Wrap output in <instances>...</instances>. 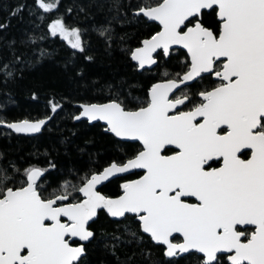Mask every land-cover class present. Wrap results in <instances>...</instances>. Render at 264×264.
<instances>
[{
  "label": "snow or ice",
  "instance_id": "snow-or-ice-1",
  "mask_svg": "<svg viewBox=\"0 0 264 264\" xmlns=\"http://www.w3.org/2000/svg\"><path fill=\"white\" fill-rule=\"evenodd\" d=\"M35 4L44 12L57 7L45 0ZM24 7L18 4L10 16ZM113 7L119 10V0ZM205 16H213V23L206 24ZM141 18L158 22L160 30L131 51V60L143 69L157 63L158 49L171 59L173 46H179L186 50L182 71L152 84L136 104L109 85L103 102L79 103L71 117L93 127L103 122L105 134L140 147L102 169L69 167L51 192L48 181L38 183L49 169L21 170L0 152V264H81V242L96 238L91 224L100 211L117 223L129 222L122 233L105 234L104 247L118 264L121 244L143 243L145 236L168 264L191 250L201 254L200 264H264V0H155L135 6L133 19ZM6 27L0 23V30ZM48 29L72 49L86 51L81 30L62 18ZM96 31L112 40L110 26ZM36 39L29 37L31 43ZM14 44L13 61L0 62L5 83L26 62ZM47 54L41 49L38 59ZM209 77L215 78L209 86L191 91ZM180 85L186 90L177 96ZM49 104L52 115L45 119H0V126L39 133L63 107ZM112 179L123 181L115 196L100 190ZM174 234L182 241L174 242Z\"/></svg>",
  "mask_w": 264,
  "mask_h": 264
},
{
  "label": "trees",
  "instance_id": "trees-1",
  "mask_svg": "<svg viewBox=\"0 0 264 264\" xmlns=\"http://www.w3.org/2000/svg\"><path fill=\"white\" fill-rule=\"evenodd\" d=\"M45 2H53L57 7L44 12L36 6L35 0H0V23L7 25L6 29L0 30V62L13 61L9 47L12 41H15L13 47L17 53H25L26 61L23 65H16L18 71L14 80L7 83L0 80V119L7 122L45 119L52 115L50 100L63 107L34 136L0 127V152L6 159L15 160L21 170L29 165L49 169L39 182L48 181L47 190L51 192L66 178L69 167L102 169L111 159L124 158L126 153L130 155L140 147L136 142H123L105 134L101 124L93 127L86 121L74 122L71 117L77 111L75 105L103 102L109 85L112 90H119L121 98H127L131 104L137 103L136 98L143 101L153 82L173 78L182 71L186 54L182 50H172V57L168 59L158 52L154 67L142 71H138L131 61V50L158 30L154 22L133 19L134 8L155 3V0H119V10L113 7L114 0ZM18 4L25 5L24 11L10 16V10ZM58 18H62L69 28L81 30L84 53L72 49L69 40L59 34H50L48 25ZM213 20V16L204 17L206 24L213 23ZM101 26L113 29L110 42L96 31ZM29 37L37 38L35 43H31ZM41 49L48 54L38 59ZM86 56H91L92 60H86ZM211 82L209 77L192 84L191 91L209 86ZM185 90L183 87L176 95ZM49 160L56 164L55 170L49 168ZM121 181L112 179L100 190L115 196L119 194ZM123 223H117L100 211L99 218L91 224L96 238L85 244L86 254L81 264H118L116 257L104 247L105 234L122 233ZM116 253L120 264H168L169 259L163 257L161 249L147 236L143 243L121 244ZM171 259L172 264H200V256L194 252Z\"/></svg>",
  "mask_w": 264,
  "mask_h": 264
},
{
  "label": "water",
  "instance_id": "water-1",
  "mask_svg": "<svg viewBox=\"0 0 264 264\" xmlns=\"http://www.w3.org/2000/svg\"><path fill=\"white\" fill-rule=\"evenodd\" d=\"M205 11H207V10H205ZM145 20H147V18H144ZM148 21V20H147ZM149 22H154V23H156L157 25H158V22H155V21H149ZM160 29H159V25H158V30L157 31H159ZM149 38V37H148ZM145 39H147V38H145ZM144 39H142L141 40V42H140V44L137 46V47H134L132 50H134V49H136V48H139V47H142V41H143ZM173 49H179V50H182L183 52H185V54H186V50L185 49H181V48H179V46H173V48H172V50ZM131 50V51H132ZM161 52L162 54H163V52H162V50H160V49H158L157 50V52ZM157 52L156 53H153V57H154V59H155V55L157 54ZM129 57H130V59H131V52H130V55H129ZM135 65H136V67H137V70L138 71H142V70H149V69H152L153 67H154V65H145L144 66V68L143 69H140L139 68V66L137 65V62H135V61H133V60H131ZM213 80L215 79L214 77H211ZM167 79H164V80H158V81H155V82H153L152 84H155V83H163V82H165ZM152 84L149 86V88L152 86ZM182 87H184L183 85H180V88H182ZM148 88V89H149ZM175 92L176 91H178V90H174ZM147 92H148V90H147ZM171 95V94H170ZM79 103H77L75 106H77ZM22 120H28V121H30V122H35V121H37V120H39V119H34V120H29V119H21V120H16V121H9L10 123L11 122H19V121H22ZM87 122V121H86ZM88 123V122H87ZM102 126H103V128L105 127L104 126V124H103V122H99ZM89 124V123H88ZM0 127H2V128H4V129H7V130H9V131H11V132H13V133H16V132H14L13 130H11V129H8V128H6V127H3V126H0ZM43 127V126H42ZM25 134H27V135H31V136H34V135H36V134H38V133H25ZM110 134V133H109ZM114 137V136H113ZM114 138H116L117 140H120V141H123V142H132V141H124V140H122L121 138H117V137H114ZM136 143H138L139 144V142L137 141ZM132 171H138V170H132ZM121 175H125V176H128L127 174H121ZM136 178H138V177H135V178H132V179H136ZM123 181H121L120 182V184L122 183ZM105 183H107V182H105ZM104 183V184H105ZM120 190V189H119ZM194 199V198H193ZM105 213V212H104ZM106 214V213H105ZM107 215V214H106ZM110 219H112V218H110ZM112 220H114V219H112ZM174 236L175 237H178L179 239H180V241H182V237H180L179 236V234H174ZM81 243H84V245L87 243V242H81ZM191 252H195L194 250H191ZM185 254H187V253H183V254H180V255H178V256H183V255H185ZM196 254H198V253H196ZM198 255H201V254H198ZM177 256V257H178Z\"/></svg>",
  "mask_w": 264,
  "mask_h": 264
},
{
  "label": "flooded vegetation",
  "instance_id": "flooded-vegetation-1",
  "mask_svg": "<svg viewBox=\"0 0 264 264\" xmlns=\"http://www.w3.org/2000/svg\"><path fill=\"white\" fill-rule=\"evenodd\" d=\"M212 81H214V80L212 79ZM166 154H171V153H166ZM214 166H217V165H214ZM174 241L177 242V241H180V239L178 237H176V240H174ZM223 258L226 259V257H223Z\"/></svg>",
  "mask_w": 264,
  "mask_h": 264
}]
</instances>
